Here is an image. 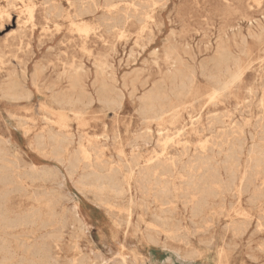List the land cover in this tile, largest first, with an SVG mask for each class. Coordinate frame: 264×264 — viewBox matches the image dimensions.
<instances>
[{
	"label": "rangeland",
	"instance_id": "374dc122",
	"mask_svg": "<svg viewBox=\"0 0 264 264\" xmlns=\"http://www.w3.org/2000/svg\"><path fill=\"white\" fill-rule=\"evenodd\" d=\"M0 9V193L11 218L0 244L12 263L264 264V171L252 172L264 142V0H0ZM221 55L242 74L209 100ZM148 94L168 109L163 120L143 108ZM232 145L241 150L227 185ZM157 153L170 165L166 195L140 181ZM200 157L220 181L196 213L186 179ZM111 169L121 194L95 188L94 172Z\"/></svg>",
	"mask_w": 264,
	"mask_h": 264
},
{
	"label": "bare ground",
	"instance_id": "6f19581e",
	"mask_svg": "<svg viewBox=\"0 0 264 264\" xmlns=\"http://www.w3.org/2000/svg\"><path fill=\"white\" fill-rule=\"evenodd\" d=\"M27 11H28L29 17H32L33 6H28ZM0 13H3L1 9H0ZM7 16L9 17V14H7ZM79 30L87 31V26L79 27ZM219 61L220 62L216 66V71L211 75L212 78L214 79V86L206 93V97L209 100H212L213 98H215L217 95H219L221 91L230 88L236 81L240 79L241 74H242V69L239 64L234 63L233 69L227 65V62H225L227 61L226 56L223 57V55H221ZM173 62L174 63L178 62V58H175ZM173 77L179 79L181 78V75L177 73L176 71L173 74ZM180 82H181L180 84L181 87L185 86V83L183 82V80H180ZM4 91L7 94H13V91H14L13 85H8L4 89ZM143 108L151 112L152 114L151 117L154 120H163L164 114L168 111V109L165 108L162 104H158L157 98L151 94H148L144 97ZM175 114L176 113L173 111L170 113L169 116L172 117L171 120L175 118ZM59 122H60L59 124H61V118ZM39 140L40 138L38 137L37 141L39 142ZM60 140L61 139H58L56 141L59 143ZM202 148H204V146H202ZM240 150H241L240 146L232 145L227 149L225 153L224 166L228 174L227 185L232 184L235 179L236 167L238 165V159H239L238 155L240 153ZM80 155L82 159H86L87 161L89 160L90 156L88 154V151L85 148L81 149ZM164 159H165L164 154L157 153L155 154L154 157L148 159L145 165L140 169L142 170L141 177H140L141 179L140 181L142 185L145 186L149 183L154 184L157 187L158 192L161 195H166L168 193V185L165 179L161 176L164 174H167L170 171L169 169L170 165L167 166L166 164H164ZM252 160H253L252 172L254 174L263 172L264 171V142L257 145L256 147L252 149ZM48 169L51 170V168H48ZM191 169H192V172L188 174L186 183L192 190L196 191V193L199 194L200 198L198 199L197 203L194 206V212L199 213L200 211H202V208L208 203V199L214 196L215 193H214L213 184L219 183L220 174H219L218 167L215 166L214 160H211L208 157L207 158L200 157L198 160H196L195 164H193ZM196 169H202L203 171L202 173L195 174L193 171H195ZM44 176H46V174ZM87 176L84 175V177H87ZM6 179L7 177L3 173L2 177H0V180H6ZM92 179L95 180L97 183L95 188L97 189L98 192H102V190L105 188H108L111 192L117 193V194H121L123 192V189L120 187L118 178L112 169L107 173H95L94 172ZM248 182H251V180L249 179ZM8 201H9L8 194L6 192L0 193V225L2 226H8L11 222V218H9L7 215L8 210H9L7 207ZM130 213H131V210H129L128 215H130ZM160 218L163 219L162 217ZM14 221L16 222V224H20L21 222L20 214H18L14 218ZM149 232L150 233L147 234V241L151 243H157L158 242L157 230L151 228ZM0 254H1L0 264H24L22 260L16 263H12L10 252L7 250L6 246L2 244H0Z\"/></svg>",
	"mask_w": 264,
	"mask_h": 264
}]
</instances>
